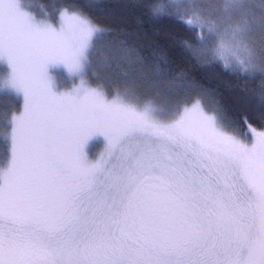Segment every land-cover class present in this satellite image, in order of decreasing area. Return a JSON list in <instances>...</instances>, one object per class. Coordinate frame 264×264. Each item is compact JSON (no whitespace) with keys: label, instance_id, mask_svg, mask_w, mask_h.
Returning <instances> with one entry per match:
<instances>
[{"label":"snow or ice","instance_id":"snow-or-ice-1","mask_svg":"<svg viewBox=\"0 0 264 264\" xmlns=\"http://www.w3.org/2000/svg\"><path fill=\"white\" fill-rule=\"evenodd\" d=\"M150 11L195 33L183 46L201 66L258 82L259 127L218 99L209 107L163 55L142 57L80 8H60L57 27L0 0V69L23 99L0 125V264H264V0ZM100 43L116 55L98 68ZM61 67L102 84L60 91ZM94 140L103 149L90 158Z\"/></svg>","mask_w":264,"mask_h":264},{"label":"trees","instance_id":"trees-1","mask_svg":"<svg viewBox=\"0 0 264 264\" xmlns=\"http://www.w3.org/2000/svg\"><path fill=\"white\" fill-rule=\"evenodd\" d=\"M44 6L49 11V18L55 21L60 8H80L84 13L92 17L97 23L109 26L119 38L134 44L142 57L152 59L154 56L163 55L167 61L169 76H175L184 72L199 86L208 91L203 98L206 105L211 106L214 99H218L224 105L230 116L239 120L241 116H247L256 127L259 122L256 114L260 105L254 98L259 95L258 82L249 81L243 76L234 75L224 69L219 63L210 66H201L197 60L183 46V41H192L196 45V35L176 18L169 15H153L150 9L155 4L167 7L172 0H102L103 10L97 11L88 5V0H31ZM187 4V2H184ZM116 55L114 47L104 43L96 46L92 53V59L99 60L98 68H101ZM122 66L131 71V67L124 61ZM92 84H102L94 75L89 78ZM247 85L248 102L239 103L241 89ZM163 87V85H161ZM199 91H193L188 95H181L179 100L183 103L190 96H198ZM21 101L13 93L0 90V125L3 124L4 113L19 111ZM6 153V145L0 141V160Z\"/></svg>","mask_w":264,"mask_h":264},{"label":"rangeland","instance_id":"rangeland-1","mask_svg":"<svg viewBox=\"0 0 264 264\" xmlns=\"http://www.w3.org/2000/svg\"><path fill=\"white\" fill-rule=\"evenodd\" d=\"M183 2L189 3L191 2V0H183ZM23 4L25 6V10L30 11L32 14L36 15L37 18H45L43 17V12L45 11L49 13V11L44 6L38 4L37 2L31 0H23ZM47 19L49 20V22L59 27L60 21H59L58 12L56 14V18L54 22H52L49 17H47ZM92 60L94 66L98 67L100 59L94 57ZM4 75L5 73L3 72V69H0V90L15 94V96H17L18 99L21 101V108H22V104H23L22 96L17 95L14 91H12L10 88L5 86L3 80ZM52 75L56 77L58 89L60 91H67L74 87L80 86L82 80L84 82V86L86 87H97L100 85V84L90 83L89 78L91 75H93L91 71H86L83 74H72L69 73L66 69L61 67L52 70ZM102 149H103V144L101 142H97L94 140L92 141V143L89 144L87 151L89 153L90 158H95L102 151Z\"/></svg>","mask_w":264,"mask_h":264}]
</instances>
